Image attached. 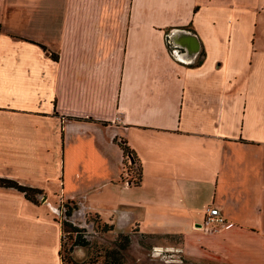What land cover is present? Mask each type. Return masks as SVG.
I'll return each mask as SVG.
<instances>
[{
    "label": "crops",
    "instance_id": "0c3cea01",
    "mask_svg": "<svg viewBox=\"0 0 264 264\" xmlns=\"http://www.w3.org/2000/svg\"><path fill=\"white\" fill-rule=\"evenodd\" d=\"M0 176L43 190L0 186V264H64L58 198L264 264V0H0Z\"/></svg>",
    "mask_w": 264,
    "mask_h": 264
},
{
    "label": "rangeland",
    "instance_id": "374dc122",
    "mask_svg": "<svg viewBox=\"0 0 264 264\" xmlns=\"http://www.w3.org/2000/svg\"><path fill=\"white\" fill-rule=\"evenodd\" d=\"M54 199L48 191L44 203L49 206L48 200ZM55 205L63 225L64 264H226L186 255L178 247L177 234L145 232L137 227L121 229L93 212L83 211L74 200L58 198Z\"/></svg>",
    "mask_w": 264,
    "mask_h": 264
},
{
    "label": "trees",
    "instance_id": "16d2710c",
    "mask_svg": "<svg viewBox=\"0 0 264 264\" xmlns=\"http://www.w3.org/2000/svg\"><path fill=\"white\" fill-rule=\"evenodd\" d=\"M124 155H125V162H124V168L125 172L129 174L130 176L134 177V182H138L139 177L141 175V166L140 163L138 162V159L136 157V154L134 153L133 149H131L125 142H120ZM128 154H131L133 159L129 160L127 158ZM137 165V170H134V166ZM0 186H5V187H13L21 192H23L24 196L31 201L38 203L40 201V197L43 195V190L39 187L36 186H31L28 184H24L19 182L15 178L11 177H6V176H0ZM68 213V212H67ZM62 224V223H61ZM63 229V225H62ZM168 234V233H167ZM176 235V234H173ZM60 254H61V248H60ZM62 258V256H61ZM63 260V258H62Z\"/></svg>",
    "mask_w": 264,
    "mask_h": 264
},
{
    "label": "built area",
    "instance_id": "2783aa9c",
    "mask_svg": "<svg viewBox=\"0 0 264 264\" xmlns=\"http://www.w3.org/2000/svg\"><path fill=\"white\" fill-rule=\"evenodd\" d=\"M132 155L128 154L127 158L131 159ZM226 224V218L223 216L219 208L212 204L208 206L204 217V227L208 229H218L221 225Z\"/></svg>",
    "mask_w": 264,
    "mask_h": 264
},
{
    "label": "water",
    "instance_id": "95a60500",
    "mask_svg": "<svg viewBox=\"0 0 264 264\" xmlns=\"http://www.w3.org/2000/svg\"><path fill=\"white\" fill-rule=\"evenodd\" d=\"M131 159H133V157H131ZM44 197V199H45V196H43Z\"/></svg>",
    "mask_w": 264,
    "mask_h": 264
}]
</instances>
